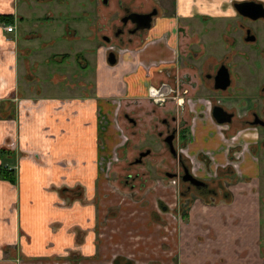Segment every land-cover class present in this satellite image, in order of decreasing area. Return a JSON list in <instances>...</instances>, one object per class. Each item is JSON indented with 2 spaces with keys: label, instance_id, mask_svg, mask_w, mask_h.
<instances>
[{
  "label": "crops",
  "instance_id": "obj_1",
  "mask_svg": "<svg viewBox=\"0 0 264 264\" xmlns=\"http://www.w3.org/2000/svg\"><path fill=\"white\" fill-rule=\"evenodd\" d=\"M9 1L0 0V13L10 12ZM177 1L178 14L185 17L190 16L193 8L201 16H217L223 12L224 4L229 0ZM257 1L264 3V0ZM226 11L230 9L227 7ZM17 19L21 18L17 16ZM14 32L6 33L0 26V150L3 148L6 151L9 143L19 154L13 158L0 153V164L4 160L15 168L13 185L0 179V264L187 262L192 238L196 232L199 233L198 228L189 225L193 221L186 220L185 223L190 232H184L183 220L173 217L170 220L167 213L162 214V222L158 224L152 220L151 205L143 209L136 205L138 203H130L126 199L121 202L119 198L118 205L110 198V194L114 193L104 186L105 173L112 170L111 158L114 153L120 155L125 151L122 150L123 145L119 144L118 131L122 130V121L115 114L116 82L122 71L133 73L135 67L143 68L156 56L153 53L162 56L166 49L162 46L163 41L158 42L160 45L156 50L135 52L136 63L127 64L125 71L124 67L117 69L106 65L99 53L92 64L86 60L79 67L92 65L95 72L93 77L54 75L46 79L54 86L60 79L79 80L72 81L71 85L64 83V86H68L46 95L40 92V86H36L35 81L40 85L38 79L17 78L20 68L16 55L18 39ZM26 37L30 39L35 36L25 35L23 39ZM61 37L66 39L65 34ZM58 55L52 54L55 64L60 61L59 57L56 59ZM31 67L35 69L33 65ZM70 89L83 92L67 93ZM124 101L120 102V108ZM138 102V105L143 103L142 100ZM211 129L200 131L212 132ZM122 132L120 136L124 140ZM214 138L216 144L217 139ZM249 163L253 171L256 163L252 160ZM76 186L82 189L80 194L83 197L79 202L67 206L63 201L69 198L61 190ZM110 187L113 191V187ZM72 193L77 194L71 192L67 196ZM169 193L165 191L163 195ZM116 195L120 196L119 193ZM115 204L118 209L114 207ZM112 209L113 221L107 222L106 219L110 218L107 215ZM161 210L166 209L161 207ZM238 210L241 211L242 220L236 227L225 226L220 221L210 223L215 235H218L216 241L226 244L227 234L239 238L244 245L251 241L256 243V250L259 251L257 231H250L247 222L250 212L248 203ZM181 218L186 219L187 213L181 212ZM253 236L255 238L252 240ZM186 242L189 247L183 246ZM179 248L185 251L180 259L176 255ZM222 259L225 260L223 264L233 262L229 254ZM189 264H200L199 255L194 263Z\"/></svg>",
  "mask_w": 264,
  "mask_h": 264
},
{
  "label": "flooded vegetation",
  "instance_id": "obj_2",
  "mask_svg": "<svg viewBox=\"0 0 264 264\" xmlns=\"http://www.w3.org/2000/svg\"><path fill=\"white\" fill-rule=\"evenodd\" d=\"M50 1L57 5L62 3V0ZM38 2L44 4L47 0ZM90 2L100 20L96 24V31L102 32L99 40L106 44L105 48L95 50L94 58L100 53L106 65L117 69L124 67L125 71L127 64L136 63L135 52L156 50L160 45L159 41H163L161 45L166 48L162 56L153 53L156 56L143 68L135 67L133 73L122 71L114 87L115 114L125 124L124 128L129 130L127 137L122 132L124 140L120 133L125 129L122 127L118 131L122 150L128 146L134 147L137 139L146 135L136 156L127 166L140 164L149 156L151 141L148 136L154 135L163 145V153L167 156L165 161L170 164V171L165 172L164 176L170 179L171 184L178 183L179 195L184 203L187 204L190 198L214 200L222 187L228 190L234 160H239L238 165H234L238 169L245 156L249 155L250 160L257 159L254 155L256 152L264 156V80L257 87L254 96L249 95L247 87L239 84L242 79H264L262 76L243 75V64L247 65L249 59L258 74L259 70L264 69V43H256L259 38L264 40V3L257 0H229L224 4L223 12L217 16H201L193 8L190 16L183 17L178 14L177 0H147L145 3L140 0ZM242 2L261 5L260 16L253 19L251 16L255 13L247 12L244 15L235 11L233 4ZM9 6L10 12L0 15L10 16L15 20L17 16L13 10V0L9 1ZM227 7L230 11H226ZM46 13L43 18H47L49 12ZM53 17L59 15L55 14ZM144 25H148V28H144ZM197 25L209 28L200 36ZM11 26L15 29V24ZM150 31L154 33L149 35ZM207 35L209 44L201 39ZM134 44L138 47L131 49L130 46ZM252 46L254 49L250 50ZM253 51L260 60L251 59L250 52ZM110 53L114 59L112 65L107 61ZM63 56L57 63L66 61ZM123 100H129L127 104L132 108L127 111L123 106L120 108ZM138 100H145L151 106L143 114L145 117L150 115L146 130H143V123L137 115ZM205 116L213 125L212 132L202 133L200 127H195L196 123H193L194 119L202 120ZM153 117L156 118L154 124ZM220 120L223 121L218 123ZM156 124L159 125L158 130L154 128ZM251 130L256 132L257 141L253 146L255 151L244 152L242 148L235 152L232 146L229 147L228 144L237 140L239 134L246 137ZM213 132L214 136L211 137ZM214 137L217 139L216 144L213 142ZM8 147L5 150L11 156H19L17 151ZM214 153L218 155H213ZM114 154L116 157L117 154ZM215 160L218 162L213 174L208 176L211 162ZM194 162L202 169V175L195 174ZM4 163L5 167L15 170L14 166ZM240 175L242 176V172ZM190 178L198 182L192 183ZM136 179V175H125L123 183ZM62 190L77 193L68 198L80 200L82 189L79 186ZM220 196L221 199H227L228 192H223Z\"/></svg>",
  "mask_w": 264,
  "mask_h": 264
},
{
  "label": "rangeland",
  "instance_id": "obj_3",
  "mask_svg": "<svg viewBox=\"0 0 264 264\" xmlns=\"http://www.w3.org/2000/svg\"><path fill=\"white\" fill-rule=\"evenodd\" d=\"M140 1L145 3L147 0ZM13 10L15 15L21 18L18 20L16 17L11 23L13 24L18 20L15 23L14 30V35H17L16 38L18 39L16 50L17 59L19 60L18 66L20 68V73L16 74L18 79H38L40 85L36 81L35 83L36 86H40V92L49 95L68 86H64V83H69V85H71L72 81L79 80L60 79L56 81L57 85L54 86L51 82L46 81V79H51L54 75L57 77L73 76L74 78L77 75L81 77L94 76L95 72L92 65L87 68H79L86 59L87 63L92 64L96 58V56L94 58L95 50H101L106 46V44L99 40L102 32L96 31V24H98L100 20H98V16L92 9L90 0H62V3L58 5L56 3H51L50 0H47L44 4L39 3L38 0H13ZM46 12H49L47 18H43V15L47 14ZM55 14L59 15V17H53ZM197 27L199 28L200 36L209 28L199 25H197ZM153 33L154 32H150L149 35ZM63 34L66 35V39L61 37ZM25 35H34L35 37L30 39L26 37L24 39H28V41L25 42L23 39ZM201 39L209 44V35ZM256 43L259 45L264 43V40L259 38ZM130 47L134 49L138 46L134 44ZM249 49L252 50L254 47L252 46ZM76 53L81 54V56ZM250 53H252L251 59L260 60L257 53H254V51ZM52 54H59L56 59L64 55L63 59L66 58V61L56 65L52 62L53 60L55 61ZM28 56L32 58L30 59ZM234 60L237 61L236 58ZM237 63L238 62H236V64ZM32 65L35 68L33 70L31 67ZM28 72L32 75L31 77H28L30 75ZM243 75L264 77V69L259 70L258 74V70L254 68L252 61L249 59L247 65L243 64ZM263 80L264 79H242L239 84L242 83L247 87L249 95L254 96L257 92V87H259ZM72 92L79 93L83 91L79 89H74L72 91V89H70V92L67 93ZM128 101L129 100H126L123 103V106L127 108L126 110L129 108L127 104ZM138 106L139 111L137 115L140 116L141 123H143V130H146V127H149L150 115L145 117L143 114L148 112L151 106L145 100ZM155 110L161 111L157 108H155ZM158 116L160 117L161 114L159 113ZM155 119L156 118L153 117L152 124H154ZM193 123H196L195 127H200L199 130L213 127L206 116L202 120L194 119ZM121 127L124 128L125 124L122 123ZM154 128L158 130L159 125L156 124ZM150 129L152 130V128ZM128 131V129L125 131L123 130L126 137ZM247 133L246 137L243 136L242 133L239 134L237 140L228 144L229 147L232 146L235 152L242 148L244 152L251 153V151H255L253 146L254 142L256 143L257 141L256 132L251 130ZM217 135L220 136V134ZM257 136L259 139V134ZM144 137H146V135ZM144 137H139L134 147L128 146L122 154L118 155V153H116V157L113 156L111 158L110 163L112 170L105 173L107 177L105 178L106 181L104 182V186L106 189L108 186L109 190L114 193V195L110 194L112 201L119 205L120 202L118 198L121 199V202L126 199V201L130 203H138L136 205L143 209L151 205L153 208L152 220L158 224L162 222L163 218L161 217H163V213H167L166 215L170 220H172V217L183 220L184 225L186 220L193 221L189 225L198 228L199 233L196 232L194 234L190 247L187 242L183 245L184 247H189L190 259L187 262H175L176 264L194 263L197 255L200 257V264H223L225 260L223 261L222 257L228 254L233 257L232 264H264V156L260 152L254 153L257 159H252V161L256 163V165L253 166V171L250 170L249 155L245 156L244 161L241 162L239 165L240 168L238 169L234 168V165H238L239 160H234L231 165L233 172L228 190L222 187L220 189L221 192H218L214 200L209 201L208 198L202 200L190 198L191 200L186 204L179 195L180 188L178 183L175 182L174 185H171L170 179L164 176L165 172L170 171V164L165 161L167 156L163 153V145H161L160 141L154 135L148 136L151 141V145L148 148L150 150L149 156L144 158L140 164L127 166V163H129L139 151V145ZM213 155L218 154L214 153ZM12 156L14 158V155ZM115 159H117V161H115ZM217 162V160L211 162L212 164L210 165L208 176L213 174V169ZM9 166L12 167L13 165L9 164ZM193 168L196 175H202V169L195 162L193 163ZM240 172L244 173L242 175L243 177L251 176L254 178H242ZM125 175L131 177L136 175L137 179L124 184ZM110 186L113 187V191L110 189ZM165 191H169L170 193L164 196L163 193H165ZM226 191L228 192L227 199H221V193H227ZM67 193L68 192L64 193L65 197H68ZM117 193H119L120 196L116 195ZM70 196L75 195L72 193ZM63 197L64 196H62V198ZM82 197L81 195L80 199ZM79 201V199L73 200L69 198V200L63 202L68 206L69 204ZM246 202L250 207L247 222L248 225H250V231H254V229L257 231L259 251L256 250V243H252L251 241L248 245H244L240 242L239 238H232L227 234H225L228 240L227 243L219 244L218 241H216L218 235H215L213 224H210L212 221H215V223L220 221L224 223L225 226L229 225L231 227H236L242 220L241 211L238 209L245 205ZM114 207L118 209L116 204ZM161 207H164L166 210L162 211ZM107 212L108 210L106 213ZM170 212L174 215H171ZM181 212L187 213L186 219L181 218ZM113 215L114 212L112 209L107 215V217H110L106 219L107 222L113 221ZM103 225L104 224H102L101 227ZM183 230L184 232L191 231L186 225ZM254 238L253 236L252 240ZM184 253V249L179 248L176 255H178L180 259ZM228 261L229 260H227V262Z\"/></svg>",
  "mask_w": 264,
  "mask_h": 264
},
{
  "label": "water",
  "instance_id": "obj_4",
  "mask_svg": "<svg viewBox=\"0 0 264 264\" xmlns=\"http://www.w3.org/2000/svg\"><path fill=\"white\" fill-rule=\"evenodd\" d=\"M233 7H234L235 11H237V12H239L241 14H244V15L247 14V12L255 13V15L251 16V18H253V19L258 18L260 16L259 12L262 10L261 5L253 3V2L235 3V4H233ZM135 16L137 17L138 15H135ZM147 16L149 17L150 15H147ZM141 17H144V16H141ZM144 28H148V25H144ZM108 57H109L108 60H107L108 64L109 65L114 64V59H113V56H112L111 53L109 54ZM222 121L223 120H220V121H218V123L222 122ZM190 180H191L192 183H197L198 182V181L197 182L193 181L191 178H190Z\"/></svg>",
  "mask_w": 264,
  "mask_h": 264
},
{
  "label": "trees",
  "instance_id": "obj_5",
  "mask_svg": "<svg viewBox=\"0 0 264 264\" xmlns=\"http://www.w3.org/2000/svg\"><path fill=\"white\" fill-rule=\"evenodd\" d=\"M13 22L10 16L0 15V26L1 25H9ZM7 156H11L10 152L4 151L3 148L0 150V153H3ZM6 161L3 160L0 164V179L7 180L11 185L14 184V171L12 169H8L7 166L5 167ZM65 192V190H61Z\"/></svg>",
  "mask_w": 264,
  "mask_h": 264
},
{
  "label": "built area",
  "instance_id": "obj_6",
  "mask_svg": "<svg viewBox=\"0 0 264 264\" xmlns=\"http://www.w3.org/2000/svg\"><path fill=\"white\" fill-rule=\"evenodd\" d=\"M1 27H2L3 31L6 33H11L14 31L13 27L10 24L9 25H1ZM8 146L11 148V144Z\"/></svg>",
  "mask_w": 264,
  "mask_h": 264
}]
</instances>
